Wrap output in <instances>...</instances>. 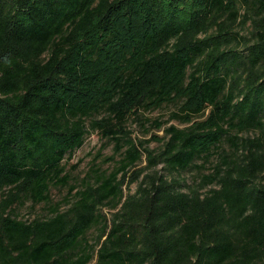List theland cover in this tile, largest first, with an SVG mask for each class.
<instances>
[{"label":"trees","instance_id":"trees-1","mask_svg":"<svg viewBox=\"0 0 264 264\" xmlns=\"http://www.w3.org/2000/svg\"><path fill=\"white\" fill-rule=\"evenodd\" d=\"M170 104L159 151L133 141ZM93 130L114 169L20 216ZM197 159L211 172L182 183ZM0 264H264V0H0Z\"/></svg>","mask_w":264,"mask_h":264},{"label":"rangeland","instance_id":"rangeland-1","mask_svg":"<svg viewBox=\"0 0 264 264\" xmlns=\"http://www.w3.org/2000/svg\"><path fill=\"white\" fill-rule=\"evenodd\" d=\"M187 5H182L180 10L181 17H188L189 10ZM239 31L242 33L248 32V27L241 26L236 27ZM176 107L172 104L170 105H164L158 109L150 110V111H144L141 117L138 118H131L128 121V130L131 134V138L134 139L136 143H142L147 148L152 149V151L157 152L160 148L159 140L156 138H153V134H157L158 136H161L163 134L162 129H156L155 128V122L157 119L167 122V124H175V125H181L178 123L177 120L171 119L170 114L171 112L175 111ZM258 134V131H247L240 133V136L243 137H256ZM115 142L114 140H108L101 136L100 132L98 130H93L90 132V134L87 135L83 145L76 149L72 156L69 158V161L66 165V171L69 173L70 176V182L66 186H52L51 188V203L49 204H38V205H31L29 201H26L24 204H21L17 208V212L22 217L27 216H34L37 214H46L48 213V209L53 206L54 203L57 202H63L62 207H65L66 204L64 202L65 198L67 197V192L69 189L70 184H80L82 181V178L86 177L89 174L90 169L95 165L94 167L99 166V168H102L103 170H107L110 172L114 169L115 162L120 158L119 154L115 156L114 160H109L111 155L115 154ZM226 150H230L229 145L227 142H224V147ZM219 150H217V153ZM212 162H215L216 156H213L211 158ZM212 162H206L205 165H203L202 159L196 160V165L200 166V169L197 166H192L190 169H187L185 172H181L180 178L182 183L186 184H192L193 181L200 175L206 174L211 172L212 170ZM147 163L145 159V155L143 156V160L140 164L137 165V167H141ZM203 166H202V165ZM137 167L131 168L128 173V177H131L133 175V172L138 169ZM154 170L162 172H167V170L164 169L163 163H158L155 167L145 168V172H154ZM173 175L177 177V175L173 172ZM127 177V178H128ZM200 181V178L198 177L196 179V182ZM136 187L135 184H131V191ZM127 191V189H125ZM51 204V205H50ZM103 212L106 213V216H110L112 209L110 207H106L103 209ZM97 233V228H93L90 231V238L93 240L95 238V235ZM93 262V261H92Z\"/></svg>","mask_w":264,"mask_h":264}]
</instances>
